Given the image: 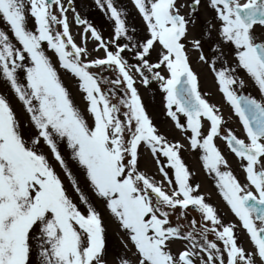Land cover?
Returning a JSON list of instances; mask_svg holds the SVG:
<instances>
[{
    "label": "snow or ice",
    "instance_id": "1",
    "mask_svg": "<svg viewBox=\"0 0 264 264\" xmlns=\"http://www.w3.org/2000/svg\"><path fill=\"white\" fill-rule=\"evenodd\" d=\"M130 3L139 26L120 0H92L113 23L105 37L87 0H0V264H264V0ZM193 53L243 138L202 93ZM152 88L171 130L145 105Z\"/></svg>",
    "mask_w": 264,
    "mask_h": 264
},
{
    "label": "rangeland",
    "instance_id": "2",
    "mask_svg": "<svg viewBox=\"0 0 264 264\" xmlns=\"http://www.w3.org/2000/svg\"><path fill=\"white\" fill-rule=\"evenodd\" d=\"M87 3L88 7L84 8V13L87 15V18H89L95 24V26L103 32L105 37H108L112 33L113 23L109 21L106 17H104L101 12H99V10L92 4V0H87ZM120 4L122 7L127 8L128 11L132 13V15L129 17V23L139 26V18L133 12L130 0H120ZM77 31L78 30L76 28H73V33L77 42L79 43L80 36L77 34ZM89 47H91V43L89 44ZM205 50L207 51V48ZM53 59L55 60V57H53ZM192 62L194 69L200 74L202 93H207L208 95L206 98L209 100V102L220 108L222 114L224 115L227 121V127L231 128L235 132V134L238 135V137L243 138L244 130L239 121V118L234 114V110L226 102L224 96L217 90L208 66L199 63L195 53L192 54ZM61 78L64 81L65 85L72 92L77 105L81 109H83L85 107V101L83 100L82 94L77 89L76 80L72 78L70 74H67L63 71H61ZM141 92L145 105L150 114L153 116L155 122L158 125L171 130V122L164 114L162 93H160L157 88H152L151 90L141 89ZM243 94H251L254 97H259L257 88L252 84L251 80L248 79H246V87L243 89ZM16 108L17 111H19L18 105H16ZM173 135L176 139H180L181 134L178 130H176ZM182 142L187 144V140H184ZM216 142L221 148V150L227 153L224 142L219 139ZM198 155V153L192 152L183 153L186 163L189 165L190 169L195 173V182L201 185L202 194H205L207 197H209V202L217 207L219 215L223 218L226 223H238L236 217L232 214L229 207L226 205L221 195L218 193L216 187L214 186V181L205 174L201 164L198 163ZM229 160L232 164L233 169L235 170V174L243 183L244 173L237 165L235 157L229 156ZM65 183L67 184V181H65ZM113 242H115V237H113Z\"/></svg>",
    "mask_w": 264,
    "mask_h": 264
},
{
    "label": "bare ground",
    "instance_id": "3",
    "mask_svg": "<svg viewBox=\"0 0 264 264\" xmlns=\"http://www.w3.org/2000/svg\"><path fill=\"white\" fill-rule=\"evenodd\" d=\"M211 76H212V78H213V82H214V84H215V86H216V88H217V90H218V86H217V84L215 83V80H214V77H213V75H212V73H211ZM245 79H247L246 77H245ZM219 91V90H218ZM198 163H200L199 161H198ZM201 164V163H200Z\"/></svg>",
    "mask_w": 264,
    "mask_h": 264
}]
</instances>
